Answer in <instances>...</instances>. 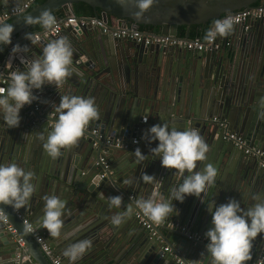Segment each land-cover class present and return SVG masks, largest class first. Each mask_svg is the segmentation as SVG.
Returning <instances> with one entry per match:
<instances>
[{
	"label": "water",
	"instance_id": "obj_1",
	"mask_svg": "<svg viewBox=\"0 0 264 264\" xmlns=\"http://www.w3.org/2000/svg\"><path fill=\"white\" fill-rule=\"evenodd\" d=\"M19 1L0 0V11ZM256 1L153 0L138 15L136 0H124L123 4L118 0H44L8 22L13 25V32L11 43L0 45V81L5 80L7 87L9 72L24 70L20 56L40 57L44 44L56 37L40 40L36 45L25 37V33H35L33 26L39 25L27 24L25 17L36 18L43 10L52 14L62 8L66 15L78 18L73 4L84 2L94 9L93 18L101 19L107 27L124 25L129 20L135 29L159 26L160 34L176 37L177 27L184 25V37L188 38L191 25H205L211 20L209 30L220 16L250 8ZM96 8L100 9L99 15ZM98 31L94 26L64 28L57 36L66 37L71 44L73 75L59 89L48 84L43 85L44 92L33 89L37 99L20 109L18 127L8 128L0 120V163L14 162L35 175V192L25 205L17 208L0 202V211L15 231H9L0 219V264H51L25 230L22 213L52 239L50 245L64 264L70 262L63 250L83 239L90 240L91 246L75 264H171L162 257L164 245H170L186 264H197L202 253L207 255L206 243L188 239L176 229L155 228L157 235L151 236L133 221V213L138 209L136 201L147 198L154 187L141 179L143 173L156 178L154 183H159L158 191L165 200L183 180L177 170L162 167L159 157H153L150 148L158 141L149 143L142 136L150 126L164 122L180 130L194 128L209 146L207 159L198 161L197 168L211 163L217 169L215 183L201 194L203 202L193 195H187L183 202L174 200V209L164 220L205 233L212 227L211 212L207 209L211 200L218 205L234 198L247 209L257 202L253 196L264 198V169L258 166V160L225 141L223 129L212 121V117L225 120L230 130L264 151V115H260L264 112L260 105L264 99V18L233 24L228 48L232 55L226 53L225 44L217 51L191 53ZM16 44L26 45L27 52L12 54ZM9 60L11 68L6 67ZM203 61L201 70L198 64ZM68 93L94 97L99 116L89 122L88 129L97 128L112 142L133 137H138L139 142L119 149L84 130L75 145L62 149L56 159L50 158L39 135L46 137L51 131L48 124L57 118L53 105ZM45 105L49 110L43 109ZM137 147L146 155L140 162L133 155ZM100 157L106 160L108 169L99 162ZM53 194L67 202L59 238L38 226L42 197ZM130 194L135 195V201L129 198ZM111 195L122 196L120 208L108 206L107 197ZM129 205L132 215L114 226L111 218L126 211ZM58 239L57 245L54 241ZM251 251L257 259H263L264 236L257 235Z\"/></svg>",
	"mask_w": 264,
	"mask_h": 264
},
{
	"label": "clouds",
	"instance_id": "obj_2",
	"mask_svg": "<svg viewBox=\"0 0 264 264\" xmlns=\"http://www.w3.org/2000/svg\"><path fill=\"white\" fill-rule=\"evenodd\" d=\"M123 4L124 0H118ZM153 0H136L139 9L138 15L147 10ZM27 24L39 23L43 29L55 33L56 18L48 10H43L36 18L25 17ZM233 19L225 17L216 20L212 28L207 31L206 40L211 42L216 36H226L233 28ZM13 25L0 22V45L11 43ZM27 40L32 45L40 42L38 35L25 33ZM26 45H13L12 54L27 52ZM73 50L70 42L64 36H56L48 40L40 57L28 59L20 56V62L24 70L19 69L9 72V83L6 88H0V120L8 128L18 127L20 122V109L25 104H31L37 97L33 89H41L43 85H55L57 89L67 78L73 75L72 65ZM11 68V60L6 63ZM264 109V99L260 101ZM56 119L51 124V131L46 137L41 133L39 138L43 140L42 147L47 155L56 159L61 150L75 145L82 136L85 128L91 120L98 118L99 112L94 97H82L72 93L61 95L59 103L54 104ZM264 115V112L260 113ZM147 119V116L144 117ZM142 138L149 143L158 141L155 147L150 148L153 157H159L162 167L175 169L183 180L171 189L168 199L165 200L159 193V183H154L153 175L143 173L141 179L148 184H154L153 190L147 198L136 201V206L152 222L159 224L170 212L173 211V201L183 202L187 195H193L202 199V193L215 183L217 169L211 163L205 164L203 169L197 168V162L207 159L208 144L194 128L180 130L170 127L166 122L150 126ZM137 161H143L145 154L137 147L133 151ZM194 169H196L194 171ZM187 175H184V173ZM35 175L14 162L0 163V202L13 204L15 207L25 205L35 192ZM102 198H103V194ZM257 201L247 209L241 207V203L229 198L227 202L216 204L214 200L207 203V209L211 212V224L205 232L207 239L206 253H202V259L196 260L197 264H246L251 258L252 242L258 234L264 236V198L253 196ZM42 215L38 220V226L45 228L52 237H60L63 225L62 216L66 211V201L57 195H45L42 197ZM108 206L120 208L121 195L107 197ZM132 215V206L126 211L117 213L111 218L114 226L121 225L127 217ZM32 225H26L25 230L31 231ZM71 235L65 234L67 239ZM91 246L88 239L78 240L69 244L63 250V256L70 264H75L86 250ZM170 246V245H169ZM210 257V259H205Z\"/></svg>",
	"mask_w": 264,
	"mask_h": 264
},
{
	"label": "built area",
	"instance_id": "obj_3",
	"mask_svg": "<svg viewBox=\"0 0 264 264\" xmlns=\"http://www.w3.org/2000/svg\"><path fill=\"white\" fill-rule=\"evenodd\" d=\"M34 2L35 0H24L20 4L11 5L10 7L3 9L2 11H0V22L6 23L12 20L13 18L23 14L24 12L30 10ZM225 17H231L234 21L233 24H238L249 20L262 19L264 18V3L254 5L250 8L238 10L233 14L222 15L216 20H222ZM216 20L213 21L211 28L213 27L214 22ZM56 21L57 23L55 27L57 31L55 33L46 31L45 29L41 28L40 30L35 31V33L33 34L38 35L40 40H44L57 36L64 28L94 26L99 28L103 34H110L111 36L119 39L131 40L136 42L142 41L146 45L157 44L163 46H172L194 52H202L205 50L217 51L220 50L223 44L229 43V41H227L226 39H224V37H221L219 35L216 36L214 40L209 42L208 40H206V38L199 39V38H186V37H178V36L174 37L171 35H163L160 33H155V34L149 32L147 33L146 31L133 28L131 26V23L129 25L126 22L124 25L117 24V26L107 27L104 25L101 19L97 20L93 18V16L76 18L71 14L69 15L65 14L61 18H56ZM0 82L2 83V85H0V88H5L4 84L6 83V81L1 80ZM35 107L37 108L38 106L36 105ZM212 121L217 122L219 127L223 129L222 138L225 141H229L235 148L240 149L245 155L256 158L258 160L259 167L264 169V151L260 147L255 145H249L248 141L241 134L229 129L225 120L217 117H212ZM52 122H49L48 124L49 127H51ZM88 128H89V124L87 125L85 130H90V132L94 134L98 140L103 141L107 145L112 144L114 147L119 149H128L130 147H133L139 142L138 137L124 139L121 141L117 140L115 142H112L108 138L104 137V135L100 133L97 128H93V127H91L90 129ZM93 144L96 145V142H94ZM99 162L103 165L104 169H108V163L103 157L99 158ZM129 198L133 201L136 200L135 195L133 194H130ZM133 217L135 221L143 229L147 230V232L150 233L151 236L157 235L155 228L176 229L177 231L185 235L188 239L194 241H202L207 244V239L205 237V234L189 231L184 225H180L176 221L163 220L161 223L156 224L152 222L150 219H148L143 214L142 210H140L139 208L134 211ZM0 219H2V221L5 224H7V220L1 211H0ZM21 219L25 227L26 225L31 224L28 218L21 217ZM7 228L12 233L15 232L10 224H7ZM27 232L31 234L35 242L39 245L40 250L42 251L44 256L51 262V264H64L62 262V259L55 254L53 248L45 239V236H43L39 231H37V229L34 226L32 227L31 231H27ZM18 242L20 245H23L21 240H18ZM163 251L167 253L169 256H171L175 260L176 264H186L171 246L169 245L163 246ZM262 260H264V256L263 259H257L255 252L251 251V258L246 262V264H264Z\"/></svg>",
	"mask_w": 264,
	"mask_h": 264
},
{
	"label": "trees",
	"instance_id": "obj_4",
	"mask_svg": "<svg viewBox=\"0 0 264 264\" xmlns=\"http://www.w3.org/2000/svg\"><path fill=\"white\" fill-rule=\"evenodd\" d=\"M44 0H35L34 4L32 5L31 8H33L35 5L42 3ZM264 3V0H258L256 1L254 5H258V4H262ZM73 9L75 14L78 17H92L94 15V9L89 6L88 4L84 3V2H77L73 4ZM96 13L99 15L100 14V9L96 8ZM52 15H54L55 18H61L65 15L64 13V9L59 8L55 13H52ZM14 19V18H13ZM212 21L210 20L207 24H198V25H191L189 27L188 30V38H199V39H204L206 37L207 31H208V27L209 24ZM126 23L130 25V21L126 20ZM42 28V26L39 25H34L33 29L40 30ZM142 31H148V32H154V33H159L160 31V27L159 26H150V25H146V26H140L139 28ZM186 33V26L184 25H179L177 27V36L178 37H184Z\"/></svg>",
	"mask_w": 264,
	"mask_h": 264
},
{
	"label": "crops",
	"instance_id": "obj_5",
	"mask_svg": "<svg viewBox=\"0 0 264 264\" xmlns=\"http://www.w3.org/2000/svg\"><path fill=\"white\" fill-rule=\"evenodd\" d=\"M24 0H21V1H19V3H12V5H16V4H20V3H22ZM11 5H9L8 7H10ZM7 7V8H8ZM11 21V20H10ZM10 21H8V22H10ZM8 22H6V23H8ZM247 27V26H246ZM245 27V28H246ZM100 30V29H99ZM34 31H35V29H34ZM98 33H100V31H98ZM102 33V32H101ZM224 37V39H226L227 41H229V43H227V44H225V47L227 48V50H225L226 51V53H228V55H232V52L231 51H229V49L228 48H230L231 47V42H232V35L231 34H228V35H226V36H223ZM231 40H230V39ZM222 48V47H221ZM220 48V49H221ZM204 61L203 62H201L200 64H198V66L200 67V69L202 70V68H204ZM46 86H47V84H46ZM6 88V87H5ZM44 87L42 86V88L41 89H38V91H40V92H44ZM50 91V90H49ZM41 101H43V99H41ZM48 101V100H47ZM48 105L49 104H51V101L49 102L48 101V103H47ZM48 105H45L44 107H43V109H47L48 108ZM47 110H49V109H47ZM51 112V111H50ZM53 115V113H50L49 114V116H52ZM259 166V165H258ZM23 215H21V216H23V217H26V218H28L29 219V217H28V215H25L24 213H22ZM133 221H135V220H133ZM135 223L137 224V226L138 227H141L136 221H135ZM37 229V231H39L43 236H45V239L47 240V242L50 244L51 243V241H52V239L46 234V233H44V232H42L40 229H38V228H36ZM192 232H194V231H192ZM196 232V231H195ZM196 233H200V234H205L204 232H196ZM59 238V237H58ZM55 242V244H59V239L58 240H55L54 241ZM21 246H23V245H21ZM51 246V245H50ZM165 246V245H164ZM53 250H54V252H55V254L57 255V256H59L61 259H62V257L60 256V254L56 251V249L53 247ZM162 257H163V259H166V260H168V261H171V264H176V262H175V260L171 257V256H169L167 253H165L164 252V254L162 255ZM63 260V259H62ZM62 262H64V261H62Z\"/></svg>",
	"mask_w": 264,
	"mask_h": 264
},
{
	"label": "flooded vegetation",
	"instance_id": "obj_6",
	"mask_svg": "<svg viewBox=\"0 0 264 264\" xmlns=\"http://www.w3.org/2000/svg\"><path fill=\"white\" fill-rule=\"evenodd\" d=\"M6 9V8H5ZM191 53H196V52H194V51H190Z\"/></svg>",
	"mask_w": 264,
	"mask_h": 264
}]
</instances>
